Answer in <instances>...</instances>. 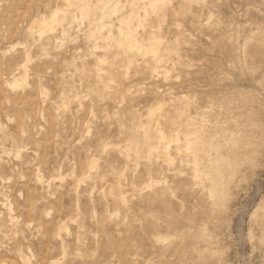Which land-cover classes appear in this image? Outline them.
Returning <instances> with one entry per match:
<instances>
[{
    "label": "rangeland",
    "instance_id": "1",
    "mask_svg": "<svg viewBox=\"0 0 264 264\" xmlns=\"http://www.w3.org/2000/svg\"><path fill=\"white\" fill-rule=\"evenodd\" d=\"M138 1L0 0V264H264V0Z\"/></svg>",
    "mask_w": 264,
    "mask_h": 264
},
{
    "label": "bare ground",
    "instance_id": "2",
    "mask_svg": "<svg viewBox=\"0 0 264 264\" xmlns=\"http://www.w3.org/2000/svg\"><path fill=\"white\" fill-rule=\"evenodd\" d=\"M63 1H64V7L62 6V3H63ZM168 0H142V1H138V2H136V3H134L132 6H135L137 9H142V10H144L145 11V13L146 14H148V13H151V12H155V11H157V9L158 8H160L161 7V5H163V4H165V2H167ZM77 2V1H76ZM169 2V1H168ZM62 3H61V6L59 5V6H57V7H55L54 9H51V11L47 14V15H45V17L44 18H42V19H37V18H35L33 21H32V25L34 24V26L36 27V31L38 32V35L39 36H41L42 34H44L46 31H49V32H53V30L54 29H56V27L58 26H61L62 24H63V22H64V20H65V16H66V14H67V12L69 11V10H71V8L73 9V8H75L74 7V5L76 4L75 2H74V0H62ZM133 3V2H132ZM80 4H82L81 2H80ZM77 5V4H76ZM129 5V4H128ZM127 5V6H128ZM131 5V4H130ZM129 5V6H130ZM79 6V5H78ZM132 8V7H131ZM130 9V8H129ZM136 9V10H137ZM130 10H132V9H130ZM129 10V11H130ZM134 11H135V8L133 9ZM126 12H128V10L126 11ZM160 12V11H159ZM135 13H136V11H135ZM157 13V15L159 14L158 12H156ZM155 13V14H156ZM145 14V15H146ZM78 15V14H77ZM130 15V14H129ZM79 16V15H78ZM133 16H135V14L133 15ZM161 16V15H160ZM75 17V16H74ZM73 17V18H74ZM133 18V17H132ZM144 19H145V16L143 17ZM156 18V17H155ZM70 20H71V18H69ZM121 19V18H120ZM123 19H124V21H127V20H125L126 18H124L123 17ZM128 19V18H127ZM139 19V18H138ZM157 19V18H156ZM68 19H66L65 21H67ZM122 20V19H121ZM131 20H133V19H131ZM135 20L137 21V15L135 16ZM66 23H68V22H66ZM99 23V22H98ZM124 23V22H123ZM132 23V22H131ZM144 24V23H143ZM125 25V24H124ZM126 25H127V23H126ZM123 25L121 24V27H122ZM31 27V26H30ZM78 27V26H77ZM114 27H116V26H114ZM131 27H132V25H131ZM112 28V27H111ZM118 28V27H117ZM64 29V28H63ZM67 29L68 28H66V30L65 31H63L64 33H66V31H67ZM114 29V28H113ZM112 29H110V31H111ZM113 31V30H112ZM122 31V30H121ZM68 32V31H67ZM131 32H132V29H131ZM114 33H115V30H114ZM123 33V32H122ZM129 33H130V31H129ZM65 35V34H64ZM122 35V34H121ZM124 35H125V33H124ZM125 38H127V36L125 37ZM160 38V37H159ZM122 39V38H121ZM124 40V39H123ZM127 40V39H126ZM126 40H124L125 42H126ZM150 40V42L149 43H143V42H141V43H129L128 41L125 43V50L127 51V52H132V53H137V54H142V55H148V54H152V55H156L157 53H158V51H159V45H160V41L159 40H157V39H155L154 37L153 38H150L149 39ZM162 40V39H161ZM120 41V40H119ZM163 42V41H162ZM161 42V43H162ZM124 46V45H123ZM121 48V47H120ZM122 48H124V47H122ZM124 50V49H123ZM123 50H121V51H123ZM160 52V51H159ZM133 57V56H132ZM29 60V59H28ZM155 61H156V59H154ZM26 63V62H25ZM24 63V64H25ZM125 63V62H124ZM17 80L18 79H13L11 82H8L9 83V85L11 86V87H15L16 85H17ZM160 108V105H157L155 108H149V110H148V116L147 117H149V119H151V120H154V119H156V113H158L157 112V110ZM158 119V118H157ZM181 124V123H180ZM143 125V124H142ZM142 127V126H141ZM176 127H177V125H176ZM156 128V127H155ZM179 128V127H178ZM153 130H155L154 128H152ZM143 130V129H142ZM143 132V131H142ZM147 132H148V130H147ZM150 134L152 135V137H153V141H152V146H153V148H151V151H153L154 149H155V151L157 150V149H159V148H161L162 149V151L163 152H165V153H167V151L169 150V148L172 146V142L173 141H175V140H172V139H168L169 137H167L166 136V134H165V132L163 131V130H159L158 129V131L156 130V131H151L150 132ZM175 136V135H174ZM174 138V137H173ZM150 149V148H149ZM153 149V150H152ZM179 148H177V150H178ZM7 151V150H6ZM19 151L20 150H16L15 151V155L16 156H18L19 155ZM161 151V152H162ZM149 152V151H148ZM4 153V152H3ZM5 153H10V150H9V152H5ZM168 154V153H167ZM168 156V157H167ZM167 156H165V157H167L168 159V161H171L172 160V158L170 157V154L169 155H167ZM97 161V160H96ZM172 162V161H171ZM97 164V163H96ZM95 165V164H94ZM92 166V165H91ZM92 167H94V166H92ZM119 188V187H118ZM119 191V190H118ZM122 193V192H121ZM121 198V197H120ZM9 208H11V206L9 207ZM11 210V209H10ZM12 217V216H11ZM10 217V218H11ZM13 218V217H12ZM11 218V219H12ZM15 218V217H14ZM14 218H13V220H14ZM16 219V218H15ZM63 227V226H62ZM61 229V228H60ZM23 260H25V259H23ZM29 260V259H28ZM30 261V260H29ZM27 263H29L30 264V262H27ZM26 263V264H27Z\"/></svg>",
    "mask_w": 264,
    "mask_h": 264
}]
</instances>
